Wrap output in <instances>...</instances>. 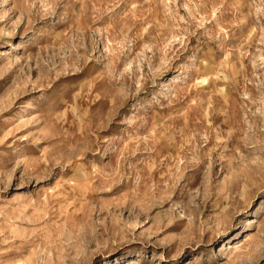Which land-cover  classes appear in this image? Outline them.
<instances>
[{
    "label": "rangeland",
    "instance_id": "rangeland-1",
    "mask_svg": "<svg viewBox=\"0 0 264 264\" xmlns=\"http://www.w3.org/2000/svg\"><path fill=\"white\" fill-rule=\"evenodd\" d=\"M0 264H264V0H0Z\"/></svg>",
    "mask_w": 264,
    "mask_h": 264
}]
</instances>
